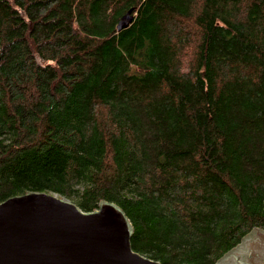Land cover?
Listing matches in <instances>:
<instances>
[{"label":"trees","instance_id":"obj_1","mask_svg":"<svg viewBox=\"0 0 264 264\" xmlns=\"http://www.w3.org/2000/svg\"><path fill=\"white\" fill-rule=\"evenodd\" d=\"M27 192L116 203L162 264L264 229V0H0V202Z\"/></svg>","mask_w":264,"mask_h":264},{"label":"water","instance_id":"obj_2","mask_svg":"<svg viewBox=\"0 0 264 264\" xmlns=\"http://www.w3.org/2000/svg\"><path fill=\"white\" fill-rule=\"evenodd\" d=\"M133 18L130 9L118 30ZM132 235L129 217L113 202L91 212L51 192L0 202V264H162L135 251ZM216 264H264V229L254 228Z\"/></svg>","mask_w":264,"mask_h":264},{"label":"rangeland","instance_id":"obj_3","mask_svg":"<svg viewBox=\"0 0 264 264\" xmlns=\"http://www.w3.org/2000/svg\"><path fill=\"white\" fill-rule=\"evenodd\" d=\"M59 197H62V196H60V195H58ZM63 198H65V197H63ZM65 199H67V198H65ZM70 200V199H69ZM250 238L252 239V242H254V241H256V239H257V236L255 235H253V234H251L250 235Z\"/></svg>","mask_w":264,"mask_h":264}]
</instances>
